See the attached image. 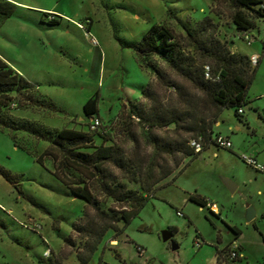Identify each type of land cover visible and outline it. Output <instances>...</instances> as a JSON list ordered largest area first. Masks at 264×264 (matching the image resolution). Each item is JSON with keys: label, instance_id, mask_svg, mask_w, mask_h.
Returning a JSON list of instances; mask_svg holds the SVG:
<instances>
[{"label": "rangeland", "instance_id": "374dc122", "mask_svg": "<svg viewBox=\"0 0 264 264\" xmlns=\"http://www.w3.org/2000/svg\"><path fill=\"white\" fill-rule=\"evenodd\" d=\"M19 1L24 6L15 7L13 16L1 25L0 50L11 55L21 75L36 85L39 100L64 112L33 106L16 109L13 114L52 130L73 128L88 132L85 125L90 121L84 116L83 106L98 93L99 128L89 131L96 146L103 136L129 151L132 143L122 135L121 124L135 121L128 119L130 102L147 105L141 95L147 84L161 94L168 93L148 70L139 66L135 53L125 48V44L138 42L151 25H165L182 36L185 25L194 26L210 16L218 24L221 37L233 39L234 50L257 52L259 63L248 91L251 103L242 108L241 118L232 109L224 110L220 125L213 127L214 132L231 138L235 152L212 145L192 160L174 182L171 176L162 181L168 184L139 210L121 235L115 237L110 230L104 236L92 264H217L215 249L225 248L235 237L229 225L244 234L248 261L262 264L264 176L258 175V181H254L257 171L241 156L257 151L256 156L264 157L263 35L252 31L255 40L247 44L232 26L227 8L211 0ZM58 17L60 24L49 25ZM133 130L139 149L151 153L141 129L133 125ZM164 132L158 133L165 135ZM13 135L16 144L30 154L15 147L10 133L0 129V264H44L49 250L54 255L69 254L64 262L77 263L75 252L80 239L74 235L75 247L66 246L64 239L82 214L85 202L75 198L53 176L51 158L44 159V166L35 162L34 156L48 146L46 141L23 132ZM225 179L236 185L234 192ZM190 195L216 203L220 213L199 206L189 199ZM248 206L258 211L251 222L246 219ZM169 228L175 232L164 242L162 232ZM172 244L178 248L173 250ZM137 247L142 250L140 254Z\"/></svg>", "mask_w": 264, "mask_h": 264}, {"label": "trees", "instance_id": "16d2710c", "mask_svg": "<svg viewBox=\"0 0 264 264\" xmlns=\"http://www.w3.org/2000/svg\"><path fill=\"white\" fill-rule=\"evenodd\" d=\"M211 1L227 8L231 24L242 40L245 34L258 30L264 23L263 0ZM13 9V4L0 1L1 18L10 17ZM212 11L217 14L215 9ZM60 20L61 17L53 19L49 25H58ZM183 31V35L178 36L169 27L155 23L138 42L125 44V48L138 57L139 66L155 77L164 93L168 92L161 94L147 84L141 92L147 105L130 102L128 119L135 121L121 124L122 135L132 143L129 151L103 136L101 144L94 145L89 131L99 128V125L92 128L94 119L99 120L98 93L83 106L84 116L90 121L85 125L88 132L73 128L52 130L40 122L15 116L14 110L33 106L58 113L64 111L39 100L36 85L0 58V129L10 133L15 147L29 154L16 144L13 133L23 132L46 141L48 146L34 156L35 162L44 166V159L51 158L53 176L75 198L85 202L82 214L64 239L66 246L73 247L76 246L74 235L80 239V247L75 252L79 264L90 263L110 230L115 237L121 235L139 210L168 184H161L162 181L171 176L174 182L202 151L212 145L217 147L214 139L220 134H215L213 127L224 110L232 109L235 116L241 118L239 110L249 103L248 91L258 64L252 66L247 55L233 52L210 16L203 17L194 26L185 25ZM262 50L264 53V42ZM133 125L143 132V140L151 153L145 154L139 149ZM161 131H165V135L158 133ZM192 140L202 144L201 152H195L190 145ZM107 141L112 143L107 144ZM184 160L189 161L182 167ZM1 172L8 179L5 172ZM189 199L201 207L209 204L198 195H190ZM228 228L235 237L240 234L238 228ZM168 230L175 232L173 228ZM215 252L218 263L241 262L240 258H230L229 246L222 250L216 248ZM48 253L44 264H68L64 260L69 254L54 255L52 250Z\"/></svg>", "mask_w": 264, "mask_h": 264}, {"label": "crops", "instance_id": "0c3cea01", "mask_svg": "<svg viewBox=\"0 0 264 264\" xmlns=\"http://www.w3.org/2000/svg\"><path fill=\"white\" fill-rule=\"evenodd\" d=\"M1 1V0H0ZM4 1H7V2H9V3H11V4H13L14 5V8L15 7H17V6H19V7H23L24 6V4L22 3V1H19V0H4ZM37 13H39L40 14V11H37ZM13 14H14V9H13V13H12V15L10 16V17H8V18H1L0 17V28H1V25H4L5 23H6V21L7 20H9L12 16H13ZM237 37V36H236ZM234 38V37H233ZM228 42H229V45H230V48H231V50L233 51V52H237V53H241V54H243V55H247L249 58H251L252 56H259L258 54H257V52H253V53H251V54H245V53H242V52H240V51H238V50H234L233 49V45H234V41H233V39L232 40H227ZM250 45V44H249ZM0 58L3 60V61H5L11 68H13L16 72H18L19 74H22L21 73V71H20V69H18L12 62H15L16 60H14V59H11L12 57H11V55H7V53H3V51H1L0 50ZM255 80V79H254ZM248 101H249V103H251V101H250V97H249V95H248ZM225 112V111H224ZM223 112V113H224ZM223 113H222V115H223ZM220 119L218 120V122L214 125V128L215 127H218L219 125H220ZM237 129H239V128H237ZM213 131H214V129H213ZM215 134H220V135H222V136H224V134L222 133V132H220V131H217V132H214ZM224 137H226V135L224 136ZM227 138H229L230 140H231V138L228 136ZM231 142H232V140H231ZM233 143V142H232ZM217 148V147H216ZM217 149H219V148H217ZM224 150H228V151H230V152H235L234 151V149H233V146H232V148L231 149H224ZM201 154V153H200ZM258 155V152L257 151H252V155H250L251 157H253V158H255L260 164H263L264 165V157H261V156H256V155ZM215 155H217L218 156V153H216L215 152ZM253 169V168H252ZM256 171V170H255ZM258 175H263L264 176V174H262L261 172H256V174H255V178H254V181H258ZM233 179H235L234 177H232ZM233 179H231V180H233ZM234 181V180H233ZM236 182V181H235ZM239 187V183H237V188ZM205 198V197H204ZM207 199V198H206ZM209 201V200H208ZM209 204L211 205V208L210 207H208V206H206V207H208V208H210L211 210H213L215 213H220V211H219V208H218V206L216 205V203H214V202H212V201H209ZM249 207V206H248ZM255 210V216L258 214V211H257V209H254ZM230 227H236V226H232V225H229ZM237 228V227H236ZM239 230V229H238ZM240 231V230H239ZM244 234H242L241 233V231H240V234L239 235H237V237H234V239L232 240V241H230L229 242V244L227 245V246H229L230 247V250L232 249V248H237V250H238V252H239V258L241 259V262L239 263V264H243V262L246 260V264H251L249 261H248V258H247V255H246V250H247V246H246V242H245V240H244ZM255 239V238H254ZM110 242H113V243H116V241H110ZM226 246V247H227ZM219 250H222L223 248H218ZM100 251V247H99V249H98V251L94 254V256H93V258H92V260L90 261V263L89 264H92V262H93V259H94V257L98 254V252ZM112 251V250H111ZM115 254V253H114ZM229 261V260H228ZM216 262H217V260H216ZM263 264H264V260H263V262H262ZM72 264H79L78 262L77 263H72ZM217 264H230V263H226V262H224V261H221V262H217Z\"/></svg>", "mask_w": 264, "mask_h": 264}, {"label": "built area", "instance_id": "2783aa9c", "mask_svg": "<svg viewBox=\"0 0 264 264\" xmlns=\"http://www.w3.org/2000/svg\"><path fill=\"white\" fill-rule=\"evenodd\" d=\"M264 3V0H263ZM262 27V30H261ZM258 35L262 34L263 35V40L262 42H264V23L261 24L257 30ZM253 40H255V38L252 35V32L247 33L244 35L243 41H245L247 44H251L253 42ZM250 62L252 66H256L259 62V57L258 56H252L250 58ZM206 70H208V68H206ZM208 76V74H207ZM239 113L242 114L243 111L239 110ZM99 120L98 119H94L93 122V126L92 128H95L97 125H99ZM214 142L216 144L217 147L222 148V149H231L232 148V143L229 140V138L224 137L222 135H217L214 139ZM190 145L194 148L195 152H201L202 151V144L196 140H192L190 142ZM242 161L247 164L248 166L252 167L253 169H255L258 172H261L264 174V165L260 164L255 158L251 157V156H241ZM208 207L211 208V205L208 204ZM137 251L140 254L141 253V249L139 247H137ZM231 259H237L239 258V252L237 250V248H232L230 250V254H229Z\"/></svg>", "mask_w": 264, "mask_h": 264}, {"label": "water", "instance_id": "95a60500", "mask_svg": "<svg viewBox=\"0 0 264 264\" xmlns=\"http://www.w3.org/2000/svg\"><path fill=\"white\" fill-rule=\"evenodd\" d=\"M225 184L228 186V188L234 192L236 189V185L233 184L232 181L225 179ZM255 217V210L252 207H248L246 212V219L248 222H251ZM172 238V232H170L168 229L162 232V240L164 242H168ZM178 248V246L172 244V249L175 250Z\"/></svg>", "mask_w": 264, "mask_h": 264}]
</instances>
